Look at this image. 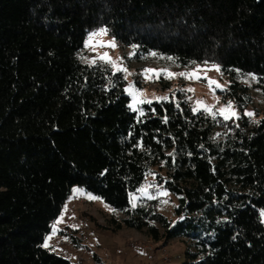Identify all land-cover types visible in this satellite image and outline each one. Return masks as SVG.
I'll list each match as a JSON object with an SVG mask.
<instances>
[{
    "label": "trees",
    "instance_id": "obj_1",
    "mask_svg": "<svg viewBox=\"0 0 264 264\" xmlns=\"http://www.w3.org/2000/svg\"><path fill=\"white\" fill-rule=\"evenodd\" d=\"M102 28L139 58L217 64L239 118L179 95L132 111L122 73L80 58ZM246 74L264 89V0H0V264H73L42 245L75 187L116 210L115 231L181 238L179 264H264V115H245ZM149 174L180 220L158 199L132 208Z\"/></svg>",
    "mask_w": 264,
    "mask_h": 264
},
{
    "label": "rangeland",
    "instance_id": "obj_2",
    "mask_svg": "<svg viewBox=\"0 0 264 264\" xmlns=\"http://www.w3.org/2000/svg\"><path fill=\"white\" fill-rule=\"evenodd\" d=\"M91 33L88 34L85 48L80 54L81 60L88 64H92V60H96V63H103L98 59V56L108 53L111 59L117 62L118 66L126 68L131 73L130 75L128 72L117 71L116 68L108 64L116 72L122 73L124 79L127 76L125 79L126 88L129 85H134L136 89L142 90V94L137 96L136 104V107L140 110L144 104L139 103L140 100L162 101L156 98L167 96L168 99L164 101H176L179 99V95L185 98L192 108L199 107V111H205L203 106H198L196 103L197 101H203L204 105L214 106L210 114L221 116L218 109L223 108L228 101H231L224 100L222 97L221 92L228 90L230 81L228 77L224 76L220 66L217 64L197 63L188 67H180L174 63L173 59H166V56L158 53H156V56L150 53L139 58L135 56L136 52L133 47L124 46L115 38L109 36L107 32L104 35L93 37L92 41L89 42L88 37ZM110 41H115L116 46L95 47V50H93V46L97 42L108 44ZM213 66H217L219 71L215 70ZM198 68L207 69V71L198 72L199 76L217 81L222 86V89H226V91L221 88H215L213 91L210 89L206 79L189 80L178 75L168 79L161 75L154 82H149L141 75L145 69H153L161 73L171 72L178 74L181 72H193ZM153 75V73H149V76ZM253 75L256 77L255 80L251 79ZM241 80L251 88L253 96V102L246 107L245 113L253 112V119L257 118L256 115L258 114L263 116L264 89L259 88L257 76L255 74H246L241 76ZM189 88L194 89V91H183ZM127 95L131 98L132 103V96L128 93ZM232 104V111H235L239 117L240 108L233 101ZM232 119H236V117ZM145 184L152 185V187L148 188V193L154 197L153 199H158L162 214L173 223L182 218L176 212L177 198L159 187L152 174H149L143 185ZM74 189H80L81 191L74 192ZM73 190L65 203L67 211H64V206L58 216L59 218L63 214L62 222L57 225L59 231L48 241L50 247L47 249L50 251L70 260L73 264H179L184 260L186 245L181 238H175L167 244H163V242H152L146 232H140L132 228L124 227L119 231H115L110 225V219L116 211L112 206L100 197L86 192L83 188L75 187ZM164 191L168 193L167 196L159 194ZM89 195L97 197V199H89ZM136 195L138 197L137 205L143 204L147 199L138 192H136ZM163 201H167V203H163ZM260 216L264 225V209L260 210ZM73 225L77 227H72ZM51 233L52 229L47 236L51 235Z\"/></svg>",
    "mask_w": 264,
    "mask_h": 264
},
{
    "label": "snow or ice",
    "instance_id": "obj_3",
    "mask_svg": "<svg viewBox=\"0 0 264 264\" xmlns=\"http://www.w3.org/2000/svg\"><path fill=\"white\" fill-rule=\"evenodd\" d=\"M106 32H107V30L102 28V29H100L97 32L91 33L90 36L88 37L89 42L92 41L93 37L104 35V34H106ZM86 46H88V45L86 44ZM115 46H116L115 45V41H110L108 44H104L103 42H97V44L93 46V50H95V47H115ZM133 47H135V46H133ZM151 55L156 56L157 54L156 53H151ZM98 59L100 61H102L103 63H105V64H110L112 67L116 68L117 71L128 72V70L126 68H122V67L118 66L117 62L113 61L111 59V57L108 55V53H104L103 55H99ZM166 59L172 60L173 58L172 57H166ZM91 63L95 64L96 60H92ZM213 67H214L215 70L219 71V68L217 66H213ZM200 71H207V69H199L198 68L196 71H193V72H181V73H178V74L171 73V72L161 73V72H157L156 70H153V69H145V70H143L141 75L144 77L145 80H147L149 82H154V80L155 79H159L161 77V75H163L164 78H168V79H171V78H173V77H175L177 75L180 76V77H183L185 79H189V80L206 79L207 83L209 84L210 89H212L213 91L215 90V88H221L222 89V86L217 81L207 79V77L199 76L198 72H200ZM149 73H153L154 75L153 76H149ZM128 74L130 75L131 73L128 72ZM126 78H127V76H125V79ZM251 79L255 80L256 77L253 75V76H251ZM213 86H215V87L213 88ZM222 90L226 91V89H222ZM125 91L130 96H132V103L129 105V107L134 112L138 111L140 113V115L142 116L143 115L142 110H140V109H138L136 107L137 96L142 94V90L141 89H136L134 85H129V87L126 88ZM183 91L193 92L194 89L189 88V89H184ZM156 99L157 100H167L168 97L167 96L157 97ZM139 103L151 104L152 101L144 99V100H140ZM196 103H197L198 106H203L204 110L206 112H209V113L212 112V108L214 107V106L204 105L203 101H197ZM232 108H233L232 101H228V103L223 108L218 109L219 114L223 117V119L225 121H227L229 119H232L233 117L239 118L238 114L235 111H232ZM199 110H200L199 107H193V109H192V111L194 113L199 111ZM245 115L248 116V117H252L254 115V113L253 112H246ZM164 122L165 123L167 122V118L166 117H165ZM201 147H203V146H201ZM169 155H173V154L170 153ZM152 175H153V178H155V174H152ZM149 187H152V185L145 184V185L141 186L140 188H138L136 191L138 193H140L142 196H145L147 199H153L154 197L151 194L148 193V188ZM73 191L74 192H80L81 190L80 189H74ZM159 194L160 195H164V196L168 195V193L166 191L161 192ZM128 195L130 197V203H131L132 208H135L137 206L136 201L138 199L136 193L130 192ZM88 198L89 199H97V197H93L91 195H89ZM163 203H167V201H163ZM64 211L65 212L67 211V207L66 206L64 208ZM62 220H63V214L53 223V225H52V233H51V235H49V236H47L45 238V242L42 245L43 247H45V248L50 247L48 241L51 240L52 236L57 234V232L59 231V229L57 228V225L59 223H61ZM72 227H77V226L73 225ZM65 239H67V237H65Z\"/></svg>",
    "mask_w": 264,
    "mask_h": 264
}]
</instances>
